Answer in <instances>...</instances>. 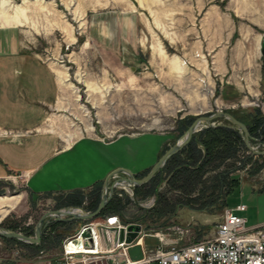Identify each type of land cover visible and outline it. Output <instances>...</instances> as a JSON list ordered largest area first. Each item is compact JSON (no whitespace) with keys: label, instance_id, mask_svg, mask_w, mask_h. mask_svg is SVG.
Returning a JSON list of instances; mask_svg holds the SVG:
<instances>
[{"label":"rangeland","instance_id":"rangeland-1","mask_svg":"<svg viewBox=\"0 0 264 264\" xmlns=\"http://www.w3.org/2000/svg\"><path fill=\"white\" fill-rule=\"evenodd\" d=\"M18 13H23V23L19 16H4ZM0 27L13 28L23 49L52 65L60 81V70L68 74L49 124L63 138L70 135L69 142L84 135L108 141L146 131H173V146L187 129L181 120L192 124L218 109L245 124L251 122L250 114L264 119V0H0ZM215 123L230 124L221 118ZM204 128L194 133L193 145L164 165L139 193L136 186L114 187L112 198H120L123 218L143 225L147 246L159 243L157 233L164 234L167 243L180 245L211 236L225 208L241 203L248 207L239 212L248 225L264 222V190L257 188L264 178V155L248 149L236 134L217 132L221 143L213 150L231 146L230 150L199 174L198 164L207 152L205 136L198 135ZM150 169L135 176L141 178ZM124 177L120 173L110 184ZM72 193L80 196L81 205L70 201V193L31 196L18 176L2 180L0 197L11 198L14 206L0 227L15 226L24 234L33 230L29 236H34L44 213L87 208L102 197L103 183ZM78 223L70 220L52 228L46 235L51 242L43 248L0 236V264L53 263L60 257L64 234ZM188 225L185 235L174 230Z\"/></svg>","mask_w":264,"mask_h":264},{"label":"crops","instance_id":"crops-1","mask_svg":"<svg viewBox=\"0 0 264 264\" xmlns=\"http://www.w3.org/2000/svg\"><path fill=\"white\" fill-rule=\"evenodd\" d=\"M10 28L0 27V129L16 134L0 136V181L21 177L31 196L86 190L102 184L118 168L143 173L174 143L173 131H146L108 141L95 135L72 142L63 138L49 124L61 102L58 72L23 49ZM252 138L264 146L262 134ZM253 185L263 191L264 178Z\"/></svg>","mask_w":264,"mask_h":264},{"label":"built area","instance_id":"built-area-1","mask_svg":"<svg viewBox=\"0 0 264 264\" xmlns=\"http://www.w3.org/2000/svg\"><path fill=\"white\" fill-rule=\"evenodd\" d=\"M16 134L13 130L0 129V136ZM258 149L261 145L254 144ZM154 203L151 200L148 204ZM244 203L226 207L223 220L216 225L211 236L183 245L179 242H166V236L157 233V245H145L137 238L133 243L142 244L143 257L133 260L128 248L133 244L126 242L127 227L130 223L121 213H108L103 217L79 219L71 233L64 234L61 241L60 257L50 264H264V222L248 225L246 216L239 212L247 210ZM79 213L91 212L83 207H71ZM77 213V212H76ZM58 219L51 217L44 226V232L53 233L52 224ZM69 219H63L66 221ZM70 221V220H69ZM142 236L145 229L142 224ZM191 226H177L176 233L185 235ZM83 238L84 252L73 253L68 247L75 238ZM91 240V244L89 241ZM19 254L18 248L15 249Z\"/></svg>","mask_w":264,"mask_h":264},{"label":"water","instance_id":"water-1","mask_svg":"<svg viewBox=\"0 0 264 264\" xmlns=\"http://www.w3.org/2000/svg\"><path fill=\"white\" fill-rule=\"evenodd\" d=\"M261 53L264 56V37L261 43ZM225 119L230 124H226L228 127L239 129L243 132V138L248 149L253 151L255 154L264 155V149L259 150L256 149L251 141V134L247 127V125L236 118L232 113L224 111L222 109H218L216 112H213L208 115L198 116L192 124L187 128L182 138L173 146H171L166 152L159 158V160L153 165L150 171L141 178L135 176V174L126 168H118L114 172H112L108 178H106L103 182V190L104 193L101 197L100 203L98 207L91 212L85 211L84 213H75L71 210H52L44 213L39 219L38 223L35 227L34 236L26 235L22 232L15 230H8L0 227V236L6 238H16L28 243L38 244L42 241V234L44 226L47 220L51 217H55L58 219H69V220H79V219H91L98 216L101 211L105 208L107 203L110 201L114 194V187L119 184H129V186H139L145 184L153 179V177L159 172V170L165 165L167 160L183 149L192 139V136L196 131L206 126H217L221 125L220 123H215L216 119ZM120 173H124L127 177L116 180L114 183L110 184V179L114 176H117ZM64 216H68V218H64ZM142 236V226L140 224L130 223L127 227V236L126 242L132 244L137 238H141ZM91 244V240L89 241ZM128 252L130 257L133 260L141 259L143 257V248L140 243H133L129 248Z\"/></svg>","mask_w":264,"mask_h":264},{"label":"trees","instance_id":"trees-1","mask_svg":"<svg viewBox=\"0 0 264 264\" xmlns=\"http://www.w3.org/2000/svg\"><path fill=\"white\" fill-rule=\"evenodd\" d=\"M249 116L251 117V119H250L251 122L250 123L248 122L246 124H247L251 134L252 135H255V134L257 135L259 133L262 134L263 135V141H264V119L263 118H258V117L257 118L253 117L251 114ZM181 123L183 125L187 126V128L191 124L190 120H187V119L181 120ZM217 132H221L223 134H225V133H229L230 134L231 133V135H233V136L236 134L235 135V137H236L235 139L236 140L239 138V140L241 139V141H244L242 139V137H241L242 134L240 135V133L238 132L237 129L228 127L226 124H221V125H217V126H208V127L204 128L202 130V132L198 133V135H201V137L205 136L203 141H204V144L206 146L207 152H206V154L204 156V160L201 161L198 164V168H197L196 172L199 173V174L202 172V169L207 166V164L212 163L213 160H215V159L217 160L220 157H223L224 154H228L227 152H228V150H230L228 148H230L231 146L230 147L229 146L228 147L225 146V147H223L224 149L218 150L219 152L218 151L216 152V151L213 150V148H212L213 145H215V144H217L219 142L221 143V141L218 139V137L215 136ZM195 139H196V136H193L192 140L189 142V144L183 150H181L180 152H177L176 154L171 156L167 160L164 168H166L167 165H170L175 159H177L181 153H183L185 150H187V148L191 147L193 145V143L195 142ZM179 164H180V161H179ZM179 173H180L179 169H177L174 172L173 177L177 179V177H179L178 176ZM154 179H155V177L148 183L142 184L140 186H136L134 188L135 193H139L141 189H143L144 187L149 186L153 182ZM233 189H234V186L230 189L229 193ZM68 197H70V199H72L70 201L74 202V204H76V205H81L82 204V200L80 199V196H79V199H78L76 197V195H74L73 193H70V194H68ZM100 200H101V196L95 198L89 204L87 209L91 210V211H94L98 207V205L100 203ZM120 204H121L120 198H118L117 196H114L112 199H110V201L107 203L105 208L101 211V213L96 218L103 217L105 214H108V213H121L122 209H121V205ZM69 223H70V221H68V220H66V221L59 220V221H56L54 224H52V228L53 229H57V227H59V225H67ZM9 228L16 230L15 226H9ZM25 233L27 235H32L34 233V231L33 230H29V231H25ZM4 239L7 242L18 243V244H21V245H24V246H27V247H30V248H43L44 245H49L50 244L52 237L51 238H47L46 234L44 232L43 233V237H42V241L39 244L27 243L25 241H22V240H19V239H16V238H6V237H4Z\"/></svg>","mask_w":264,"mask_h":264},{"label":"bare ground","instance_id":"bare-ground-1","mask_svg":"<svg viewBox=\"0 0 264 264\" xmlns=\"http://www.w3.org/2000/svg\"><path fill=\"white\" fill-rule=\"evenodd\" d=\"M6 19L8 20H14L16 19L18 16H19V22L20 23H23L22 21V17L23 16V13H18L17 15H9V14H5L4 15ZM60 73H61V81L62 83L65 82V78H67L68 74L66 73V71L64 70H60ZM64 79V81H63ZM69 136V139H71V136L70 135H67ZM125 185H129V184H125ZM11 198H4V197H0V221L8 214V212L13 208L14 204L10 203L11 201ZM79 213V211H75V213ZM140 240V243H144V236L142 238L139 239ZM70 250H73L71 252L73 253H82L84 252V246H83V238L82 237H79V238H75L70 244H69V247H68Z\"/></svg>","mask_w":264,"mask_h":264}]
</instances>
